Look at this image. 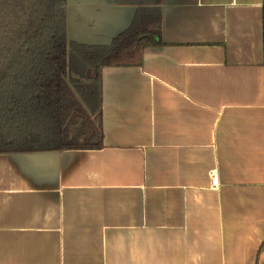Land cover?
I'll use <instances>...</instances> for the list:
<instances>
[{
  "label": "crops",
  "instance_id": "1",
  "mask_svg": "<svg viewBox=\"0 0 264 264\" xmlns=\"http://www.w3.org/2000/svg\"><path fill=\"white\" fill-rule=\"evenodd\" d=\"M159 7L141 64L101 70V149L0 154V264H264V0ZM136 8L68 0L69 37Z\"/></svg>",
  "mask_w": 264,
  "mask_h": 264
},
{
  "label": "trees",
  "instance_id": "2",
  "mask_svg": "<svg viewBox=\"0 0 264 264\" xmlns=\"http://www.w3.org/2000/svg\"><path fill=\"white\" fill-rule=\"evenodd\" d=\"M107 1L137 5L133 19L87 44L69 37L68 0H0V154L103 147L101 70L139 66L162 20L160 0Z\"/></svg>",
  "mask_w": 264,
  "mask_h": 264
},
{
  "label": "built area",
  "instance_id": "3",
  "mask_svg": "<svg viewBox=\"0 0 264 264\" xmlns=\"http://www.w3.org/2000/svg\"><path fill=\"white\" fill-rule=\"evenodd\" d=\"M217 182H218V181H217L216 179H214V180H213V185H217Z\"/></svg>",
  "mask_w": 264,
  "mask_h": 264
}]
</instances>
